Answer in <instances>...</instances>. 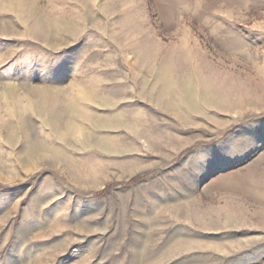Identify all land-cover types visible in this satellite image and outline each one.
<instances>
[{
  "label": "rangeland",
  "instance_id": "1",
  "mask_svg": "<svg viewBox=\"0 0 264 264\" xmlns=\"http://www.w3.org/2000/svg\"><path fill=\"white\" fill-rule=\"evenodd\" d=\"M0 264H264V0H0Z\"/></svg>",
  "mask_w": 264,
  "mask_h": 264
}]
</instances>
